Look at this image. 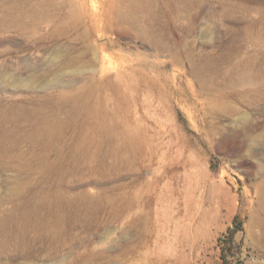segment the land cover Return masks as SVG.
Returning a JSON list of instances; mask_svg holds the SVG:
<instances>
[{
    "label": "rangeland",
    "instance_id": "obj_1",
    "mask_svg": "<svg viewBox=\"0 0 264 264\" xmlns=\"http://www.w3.org/2000/svg\"><path fill=\"white\" fill-rule=\"evenodd\" d=\"M0 264H264V0H0Z\"/></svg>",
    "mask_w": 264,
    "mask_h": 264
},
{
    "label": "trees",
    "instance_id": "obj_2",
    "mask_svg": "<svg viewBox=\"0 0 264 264\" xmlns=\"http://www.w3.org/2000/svg\"><path fill=\"white\" fill-rule=\"evenodd\" d=\"M235 231H236L235 228L229 227V229H228L229 236L231 237Z\"/></svg>",
    "mask_w": 264,
    "mask_h": 264
}]
</instances>
